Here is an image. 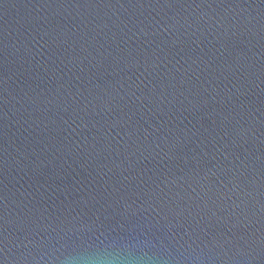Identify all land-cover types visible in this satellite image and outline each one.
<instances>
[{
	"label": "water",
	"instance_id": "95a60500",
	"mask_svg": "<svg viewBox=\"0 0 264 264\" xmlns=\"http://www.w3.org/2000/svg\"><path fill=\"white\" fill-rule=\"evenodd\" d=\"M0 264H264V0H0Z\"/></svg>",
	"mask_w": 264,
	"mask_h": 264
}]
</instances>
